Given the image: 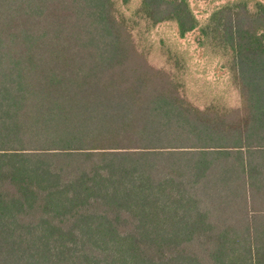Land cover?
Returning <instances> with one entry per match:
<instances>
[{
  "label": "trees",
  "instance_id": "trees-1",
  "mask_svg": "<svg viewBox=\"0 0 264 264\" xmlns=\"http://www.w3.org/2000/svg\"><path fill=\"white\" fill-rule=\"evenodd\" d=\"M256 6L135 13L232 51L242 102L222 110L149 63L116 0H0V264H264Z\"/></svg>",
  "mask_w": 264,
  "mask_h": 264
},
{
  "label": "rangeland",
  "instance_id": "rangeland-1",
  "mask_svg": "<svg viewBox=\"0 0 264 264\" xmlns=\"http://www.w3.org/2000/svg\"><path fill=\"white\" fill-rule=\"evenodd\" d=\"M189 1L203 26L216 7L234 0ZM257 1L264 3V0H248L252 11L257 10ZM116 3L120 15L129 19L140 51L146 54L152 66L168 71L183 83V94L188 100L201 109L215 105L224 110L241 105L242 94L234 82L232 51L221 49L211 39L202 45L198 29L183 38L173 20L154 25L135 15L142 0H132L129 6L123 5L121 0Z\"/></svg>",
  "mask_w": 264,
  "mask_h": 264
}]
</instances>
